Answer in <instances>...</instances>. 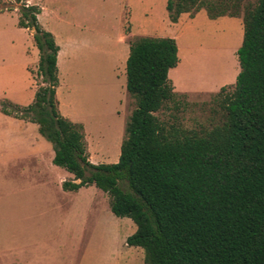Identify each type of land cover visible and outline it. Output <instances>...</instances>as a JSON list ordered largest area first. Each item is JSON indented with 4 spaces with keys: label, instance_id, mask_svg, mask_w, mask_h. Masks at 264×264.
<instances>
[{
    "label": "trees",
    "instance_id": "obj_1",
    "mask_svg": "<svg viewBox=\"0 0 264 264\" xmlns=\"http://www.w3.org/2000/svg\"><path fill=\"white\" fill-rule=\"evenodd\" d=\"M14 1L21 5L18 27L32 32L39 51L44 85L29 107L3 105L2 112L38 125L53 146V164L74 176L63 189L95 186L107 194L113 215L135 224L126 245L142 249L146 264H264V0L255 6L245 0L168 1L173 24L201 10L211 20L238 18L244 10L240 73L232 91L217 93L224 121L205 132L162 121L157 114L185 96L169 79L180 62L178 45L138 37L126 62L127 92L136 108L119 161L100 165L89 159L83 125L59 111L60 47L39 23L42 10L29 0Z\"/></svg>",
    "mask_w": 264,
    "mask_h": 264
},
{
    "label": "rangeland",
    "instance_id": "obj_2",
    "mask_svg": "<svg viewBox=\"0 0 264 264\" xmlns=\"http://www.w3.org/2000/svg\"><path fill=\"white\" fill-rule=\"evenodd\" d=\"M168 1L29 0L26 2L29 6H38L42 9L39 23L44 30L61 36L73 33V36L82 43L76 61L68 62L66 65L68 69L62 76L65 85L61 91V99L72 103L70 106L74 108L76 116L86 122L90 134L86 139L89 159L93 164L99 163L95 165L114 164L119 161L125 127L136 108L135 99L127 92V77L123 72L126 69L124 68L126 51L121 53L119 61L110 55L119 51L116 47L118 36H127L125 41L128 51H130V42L138 37L172 38L174 36L182 58L185 52L193 55L199 51L214 54L208 58L198 59L196 56L197 60L193 63L195 62L198 68L194 70L190 80L191 87L206 91L214 90L220 83L233 82L239 74V59L237 53L232 54V51L234 48L239 49L244 40V10L238 18L226 17L218 20H210L206 11L202 10L196 17L185 16L180 23L172 25L166 10ZM257 3L258 0L244 1L245 6L248 4L255 6ZM20 6L14 0H0L1 112L3 105L7 109L26 108L6 99L2 100V95L7 93V90L14 89L21 77L19 68L14 66L16 56H19V48L21 45L35 46L32 32L18 27ZM131 13L133 20H129ZM148 18H153L154 23L146 24ZM156 25L160 27L156 28ZM73 26L79 29H74ZM29 55L32 59L25 75L30 79L28 85L31 92L36 95L39 87L44 85L42 78L38 76L40 54L37 49L36 54L32 55L29 52ZM59 80H61L60 76ZM233 86H227L228 91H232ZM219 92L195 93L179 97L176 105H167L157 116L169 125L188 131H209L224 121L222 97H217ZM124 95L126 98L125 101L123 100L124 106L120 108V115L115 114L116 107L120 105V96ZM34 100L35 97L33 102ZM11 117L16 118L13 115ZM9 126L6 122H0V152L15 144L14 138L12 136L8 138L6 134L12 128ZM35 127L39 136L38 148L45 152L44 159L49 163L55 156L53 146L41 136L37 124ZM97 156L100 157V162L94 158ZM52 177L54 184H61L62 191L68 193L66 196L59 193L55 187L51 192L48 188L38 187L35 195L31 192L30 194L31 198L35 197L37 201L35 206L37 215L45 213L46 210L48 213L50 208L52 209L54 261L68 262V264L83 262L84 264H146L142 249L128 248L126 245V239L137 230L135 224L129 218H118L113 215L107 194L96 187L81 191L76 196L71 194L73 193L71 191H65L64 182L74 181V176L63 168L54 169ZM22 197L24 195L20 197L16 194L13 172L5 170V166L0 163V247L16 241L14 237L19 240L23 238L22 235H17L18 230L22 228L16 225L17 222L14 223L16 208L13 202H10L12 199ZM32 209V206L27 208V212ZM78 216L85 220L83 221L85 227L81 233L84 236L82 241L84 245L79 247L78 253H72L68 247H65V242L68 236L74 238L77 230L70 229L69 235L62 236L58 220L68 218L67 220L72 222L76 221ZM93 232L94 245L91 246V251L83 255L88 238Z\"/></svg>",
    "mask_w": 264,
    "mask_h": 264
},
{
    "label": "crops",
    "instance_id": "obj_3",
    "mask_svg": "<svg viewBox=\"0 0 264 264\" xmlns=\"http://www.w3.org/2000/svg\"><path fill=\"white\" fill-rule=\"evenodd\" d=\"M197 14L194 16H191L190 14H183L180 17L178 23H180L183 18H185V16L194 18L197 16ZM129 20H133L132 13L129 14ZM154 21L155 20L153 18H148L146 24H152L154 23ZM165 24L166 23L164 22V25ZM171 24L176 25L173 23ZM156 26V28L160 27L159 25ZM73 28L77 30L79 29L77 26H73ZM53 35L55 37L57 45L60 47V52L58 54V69L61 79V85L57 89V99L60 106L59 111L63 117L70 120L71 122L82 124L87 139V135L89 133L87 130L86 122L83 118H79L78 116H76L74 108L70 106V104L72 105V103H68L66 99H61V91L64 89L65 85L64 81L62 80V76L68 69L66 65L68 64V62L76 61V56L81 49L82 43L79 42L78 38L73 36V33L66 36H61L57 33H53ZM126 39L127 36H118L116 47L119 49V51L110 54L111 57L113 56L117 61H119L121 53L123 51H126L124 68H126V62L129 57V51L125 41ZM170 39H174L176 41V38L174 36H172V38L170 37ZM238 50V48H234L232 54H236ZM18 51L19 56H16V62L14 63V66L16 68H19L18 70L21 73V77L20 79H18L17 86L14 89L7 90L8 92L2 95V100L6 99L14 104L27 108L32 104L35 93L31 92V89L28 85L30 83V79L28 76L26 77L25 72L28 71L26 69L31 64L32 57L31 55H29V52L34 55L36 54L37 49L34 45L32 46L30 44L29 46L21 45ZM180 52V48L178 47V55L180 59L179 65L169 72V79L172 82L176 93L185 95L195 93H216L224 87L235 85L239 74L233 82L220 83L216 88H214V90L211 89L206 91L204 88V90H201L202 88L189 86L191 84L190 80L194 74L193 72L194 70H196V68H198L195 62L193 63V61L197 60L195 59L196 56H198L199 59L201 57L208 58L209 56H212L214 54L210 55V53L206 51H204L205 53H201V51H199L195 53L196 55L194 54V56L192 53L190 54L185 52L182 58L180 56ZM204 69L206 70L205 66ZM238 71L240 73V68L238 69ZM123 72L126 73V69H124ZM125 98L126 95H124L123 97L120 96V105L119 107H116L115 111L117 112H114L115 114L118 113L120 115V108L122 109V107L124 106ZM0 122H6L10 125L9 127H12L6 134L9 136L8 138L12 136L15 143L13 147L9 146L7 150L5 149V151L0 152V163L1 165L5 166V170H8V172H13V179L16 183V194L20 195V197L21 195H24V197L22 198H15L10 200V202H13V206L16 208V210L14 211V215H16L14 217V223L17 222L16 225H19L22 228L21 230H18L19 233H17V235H22L23 238L19 240V238L14 237L16 241H13V243H10V245L8 246L0 247V264H68V262L63 261L56 262L53 258L52 209L50 208L48 213L46 210L45 213H40L39 215H37V210L35 209V206H37V201L35 200V197L31 198L30 194L31 192L33 193V195H35L38 187H44L45 189L48 188L50 192L52 191V188L55 187L59 191V193L61 192L63 196H66L68 193H64V191H62V185H56L53 182V170L58 169L59 167L53 164L54 157L51 158L49 163L45 161V152L41 148H38L39 136L36 134L35 123H32L29 120L13 118L11 116L3 114L1 111ZM94 158H96V160H99L100 162V157L97 156ZM94 187L95 186L82 188L78 192H73L71 194H75L76 196L77 193H80L81 191L83 192L86 189H92ZM31 206L33 208L32 211L27 212V208H30ZM79 217L80 216L76 217V221L72 222L67 220L68 218L58 220L60 221L59 228L60 231H62V236L69 235L70 229H74L75 231L77 230L74 238L71 239V236L70 238L68 236L65 242L67 245H65V247H68V249L72 253H78L80 251L79 247L84 245V243H82V241L84 240V236L81 235V233H83V229L85 227V222H83L85 220L83 219V217ZM37 227L39 228L38 231ZM2 238L5 239V237ZM37 238H39V240H37ZM93 238H95L94 232L91 233L90 237L88 238L89 240L87 241L86 248H84L83 255L87 251H91V246L93 247L94 245ZM84 259L85 257L83 256V260ZM81 264H84V262Z\"/></svg>",
    "mask_w": 264,
    "mask_h": 264
}]
</instances>
